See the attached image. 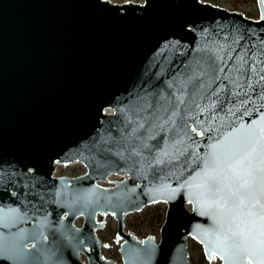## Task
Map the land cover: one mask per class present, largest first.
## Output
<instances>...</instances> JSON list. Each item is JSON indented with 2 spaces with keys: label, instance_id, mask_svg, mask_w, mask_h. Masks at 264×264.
<instances>
[{
  "label": "water",
  "instance_id": "95a60500",
  "mask_svg": "<svg viewBox=\"0 0 264 264\" xmlns=\"http://www.w3.org/2000/svg\"><path fill=\"white\" fill-rule=\"evenodd\" d=\"M257 6L0 0V264H120L107 214L121 264H193L189 237L209 261L264 264ZM160 202V239L125 230Z\"/></svg>",
  "mask_w": 264,
  "mask_h": 264
},
{
  "label": "rangeland",
  "instance_id": "374dc122",
  "mask_svg": "<svg viewBox=\"0 0 264 264\" xmlns=\"http://www.w3.org/2000/svg\"><path fill=\"white\" fill-rule=\"evenodd\" d=\"M143 2L144 0H139ZM213 3L239 7L246 16L259 17V9L257 6V0H206ZM56 171L61 174H70L85 172L86 168L81 163L60 164L56 167ZM111 180L119 179V177L113 175L110 176ZM110 183V182H109ZM167 204L164 202L150 204L144 207L141 211L129 213L125 216V230L132 231L138 236L156 233L158 239H160V229L165 220V214L167 211ZM157 217L152 220L153 217ZM106 217V225L102 229H98V233L101 238H107L109 241L108 247H102L104 255L122 263L121 254L119 252L121 239H117L116 233L118 228V222L112 214L99 215L102 219ZM188 252L189 258L193 264H220L221 259L218 257L216 260L209 261L205 257L202 245L194 238L189 237L188 240Z\"/></svg>",
  "mask_w": 264,
  "mask_h": 264
},
{
  "label": "snow or ice",
  "instance_id": "6c2138e0",
  "mask_svg": "<svg viewBox=\"0 0 264 264\" xmlns=\"http://www.w3.org/2000/svg\"><path fill=\"white\" fill-rule=\"evenodd\" d=\"M262 79H264V77H262ZM253 151H255V149H253ZM260 171H261V173H262V177H261V178L264 179V169H261ZM248 175H249V176L252 175V170H251V168H249ZM247 183H248V181L245 180V184H247Z\"/></svg>",
  "mask_w": 264,
  "mask_h": 264
},
{
  "label": "trees",
  "instance_id": "16d2710c",
  "mask_svg": "<svg viewBox=\"0 0 264 264\" xmlns=\"http://www.w3.org/2000/svg\"><path fill=\"white\" fill-rule=\"evenodd\" d=\"M156 218H157V217L155 216V217L152 218V220H155Z\"/></svg>",
  "mask_w": 264,
  "mask_h": 264
}]
</instances>
